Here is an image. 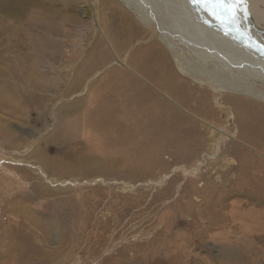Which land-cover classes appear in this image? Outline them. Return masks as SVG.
Instances as JSON below:
<instances>
[{
	"label": "rangeland",
	"instance_id": "obj_1",
	"mask_svg": "<svg viewBox=\"0 0 264 264\" xmlns=\"http://www.w3.org/2000/svg\"><path fill=\"white\" fill-rule=\"evenodd\" d=\"M67 1L77 9L65 13L78 21L48 23L44 19L64 14L49 0L31 2L27 11L36 14L20 20L0 9V83L17 95L12 105L0 101V264H228L238 251L241 264H264V199L256 196L264 198V157L239 137L237 106L227 102V113L215 121L221 95L207 91L214 116L198 146L158 149L159 141L139 131L102 129L100 116L114 120L129 113L141 129L149 121L145 107L152 105L132 113L128 107L116 111L115 104L112 113L110 105L94 101L101 89H129L133 78L150 85L131 71L129 54L113 55L99 1ZM115 3L147 28L120 0ZM104 15L115 29L116 13ZM101 43L112 51V62L86 76L80 64L68 92L70 70L75 74L73 66L99 54ZM152 56L141 59L142 70L149 61L158 67ZM79 78L85 80L78 87ZM106 96L112 99V91ZM240 113L248 120L247 109ZM81 142L94 155L122 159L111 172L89 177L57 173L48 164L78 152Z\"/></svg>",
	"mask_w": 264,
	"mask_h": 264
},
{
	"label": "bare ground",
	"instance_id": "obj_2",
	"mask_svg": "<svg viewBox=\"0 0 264 264\" xmlns=\"http://www.w3.org/2000/svg\"><path fill=\"white\" fill-rule=\"evenodd\" d=\"M33 1L35 0H0V9L15 15L17 20H20L27 15L36 14L35 11H27ZM49 1L58 2L64 10L77 9V4L72 1ZM98 1L99 9L105 19L104 23L109 22L104 12L116 13L117 19L123 22L120 25L121 39L124 37L126 40L123 49L134 48L138 45L136 44L138 40H141V44L145 42L151 46L161 43L163 44L161 46H165L173 55L172 59L167 54H158L163 53L159 46L148 49L146 54H154L155 57L152 58L159 60L157 68L149 61L148 64H143L144 70L141 69L145 81L147 79L150 82L151 90H139L135 87L123 90L101 89L95 100L93 99L110 105L109 111L113 110L112 113H115V104L116 111H123L124 107H128V110L133 113V110L136 111V106L150 102L152 106L145 107L148 112L146 116L149 118L148 124L139 129L138 120L133 123L130 113L125 117L118 115L114 120L100 116L98 122L102 129L114 131L111 126L115 128L117 126L120 134L128 131L139 134V131L147 139L149 137L159 141L155 143L158 149L182 147L183 144L184 147L193 144L198 146L208 134V121L211 120V116L215 114L216 121L219 119V112L226 114L228 102L237 106L240 117L235 116V120L243 121L239 137L250 146L254 153L259 152L262 155L260 157H264V52L260 54L262 51L258 50L260 49L258 45H264V0H245L239 20L233 25L222 24L206 10L202 3H193V0H120L126 8H129L136 21L138 19L140 23L147 26L145 29L133 21L128 11L124 10V12L118 4H114L115 0ZM170 3L174 7H170ZM85 9L89 10L88 7ZM40 13H43L42 10L38 12V15ZM55 15L62 19L79 20L71 13ZM51 16L53 17V14ZM140 29L142 36H140ZM134 34L138 36L136 41ZM107 35L109 34L106 33L105 36ZM95 38L100 40L97 35ZM132 43L134 44L131 46ZM109 55L112 54H105L103 50V54L98 55L96 59L82 58L85 60H81L80 64H85L86 67H83V70L89 74L109 65L113 55L118 54H113L112 58ZM1 62L4 63L3 60ZM183 75L191 77L201 87L200 92L188 83L189 81ZM210 88L216 94H220L223 99L217 101L218 105L215 106L214 114L210 110L207 92ZM109 91H112V99L106 96ZM143 91H147L148 95L143 94ZM194 100L195 103H193ZM242 109L248 110L247 119L251 122H248L240 113ZM101 113L104 114L105 111ZM88 115V119L93 120V114ZM152 120L161 122L163 125L149 127ZM154 127L158 128L156 131H160L153 133ZM182 139L192 140L183 142ZM80 144L78 152L62 154L48 160V163L57 173L78 172L79 176L89 177L101 172H111L115 166L114 162L117 163L122 159L120 157L109 160V157L94 155L87 151L82 142ZM59 164L62 165L58 167ZM256 196L258 199H264L258 193ZM232 251L228 250V252ZM228 259L231 260L228 264H241L242 260L239 251Z\"/></svg>",
	"mask_w": 264,
	"mask_h": 264
},
{
	"label": "crops",
	"instance_id": "obj_3",
	"mask_svg": "<svg viewBox=\"0 0 264 264\" xmlns=\"http://www.w3.org/2000/svg\"><path fill=\"white\" fill-rule=\"evenodd\" d=\"M114 4H115V2H114ZM52 9H55V8H52ZM59 10H62V9H59ZM71 10V9H70ZM65 11H68V9L67 10H63V13H65ZM65 14H67V13H65ZM115 16H117V15H115ZM66 17V16H65ZM38 19H44V18H39V17H37ZM36 17L34 18V19H37ZM33 19V18H32ZM44 20H46L48 23H54L56 20H60V21H71V22H75L72 18H67V19H62V18H60V17H58V18H55V19H44ZM118 20V22L117 23H115L114 24V26L116 27L115 29H112V27H111V25H112V23H111V21L109 20V22L108 23H105V25H104V28H105V30H106V33H108V34H110V39L109 40H111V43L109 44V42H107L108 44H109V47L111 48V46L113 47V54H118L117 56H122V54H129L127 57H128V62L130 63V69H131V71L136 75V76H138V77H141V79L142 80H144L145 81V79H144V77H142L143 75H144V73L141 71V69H143L142 67H140L139 66V63H140V61H141V59H144L145 57H146V53H147V51H148V49H150V48H152V46L155 48V47H157V46H159L161 49H162V51H163V53H158V54H167L164 50H163V48L159 45V44H153L152 46L151 45H149V44H147V43H143V46H138V47H134V48H131V49H129V47L128 48H126V49H123L124 47H125V45H126V40H125V38L123 37V39H119V40H117V38L115 37L117 34H119L120 33V25H122V23L123 22H121L119 19H117ZM122 27V26H121ZM109 28V29H108ZM140 31V36H142V30L140 29L139 30ZM114 34V35H113ZM134 36H135V34H134ZM138 37V36H137ZM136 36H135V41H136V39H138ZM22 39H24V42H28V40L27 39H25L24 38V35L22 36ZM96 39V38H95ZM96 40H98V39H96ZM99 41V40H98ZM101 41V40H100ZM100 41H99V43H100ZM98 43V44H99ZM134 43H132L131 44V46L133 45ZM107 45V44H106ZM109 47H108V45H107V47H105V46H103L102 45V43H101V51H100V53L99 54H96V53H94L95 55H93V56H90V57H92V59H96L97 57H98V55H100V54H103V50L104 49H107V54H112V51L110 52L109 51ZM147 47V48H146ZM114 48H116V50L114 49ZM139 48H142V50L141 49H139ZM51 49H54L53 47L51 48ZM112 49V48H111ZM128 50H130L128 53H127V51ZM140 50H141V52H140ZM51 51V50H50ZM50 51H49V53H50ZM95 51V50H94ZM93 51V52H94ZM136 51H137V54H136ZM135 53V56H132L131 54H134ZM54 54H56V51H54ZM111 58H112V55H109ZM153 57V56H152ZM155 57V56H154ZM112 60H113V58H112ZM80 64V63H79ZM79 64L77 65V66H73L74 68H72V69H74V71H75V69H76V71H75V74L72 72V70H70L71 72H69V75H72V77L70 78V80H71V84H70V80H67L66 82H65V85L67 86V91L69 92V91H71L72 90V88L71 87H73L74 86V82H76V80L74 79V77H75V75H77V70L79 69V68H76V67H79ZM135 68H137V69H135ZM141 68V69H140ZM114 69V68H113ZM138 70V71H137ZM96 71V70H95ZM95 71H93V72H95ZM82 74H85V76L86 75H90L91 73H89V74H87V72H85V70H81L80 71ZM113 73H119V72H117V71H112ZM142 75V76H141ZM75 81H74V80ZM84 80H85V78H83V80H81L80 78L78 79V82H77V84H78V87H79V85H81V84H83L84 83ZM91 80V79H90ZM1 81V80H0ZM73 82V83H72ZM146 82L150 85V82L146 79ZM94 82L92 81V84H93ZM138 85H137V84ZM144 85V84H143ZM137 86V87H136ZM128 87H130V88H132V89H134V87L136 88V89H139V90H151V88H150V86L149 87H147V86H142V85H140L139 83H138V80L137 79H135V78H133L131 81H130V84L128 85ZM71 88V89H70ZM66 93V88H65V90L63 91V94H65ZM75 93V92H74ZM148 92L147 91H143V94H145V95H148L147 94ZM1 94H5V95H1ZM92 95V94H91ZM16 96L17 95H15V93L13 92V91H10V90H8V89H5V86L4 85H2L1 83H0V101H2V102H7L9 105H12V104H14V100L16 99ZM92 98L94 99V95H92ZM78 102H80V100H77ZM66 106H69L68 104H65ZM1 123V122H0ZM86 149H87V151L89 152V153H91L89 150H88V146H86ZM49 164V163H48ZM50 165V164H49ZM100 168V167H99ZM101 169H103V168H101Z\"/></svg>",
	"mask_w": 264,
	"mask_h": 264
},
{
	"label": "snow or ice",
	"instance_id": "obj_4",
	"mask_svg": "<svg viewBox=\"0 0 264 264\" xmlns=\"http://www.w3.org/2000/svg\"><path fill=\"white\" fill-rule=\"evenodd\" d=\"M245 0H193V3L203 4L222 24L233 25L239 20ZM264 47V45H260Z\"/></svg>",
	"mask_w": 264,
	"mask_h": 264
},
{
	"label": "water",
	"instance_id": "obj_5",
	"mask_svg": "<svg viewBox=\"0 0 264 264\" xmlns=\"http://www.w3.org/2000/svg\"><path fill=\"white\" fill-rule=\"evenodd\" d=\"M261 45H262V44H261ZM255 46H257V45H255ZM258 47H260V49H262L263 52H264V47H261L260 45H258Z\"/></svg>",
	"mask_w": 264,
	"mask_h": 264
}]
</instances>
